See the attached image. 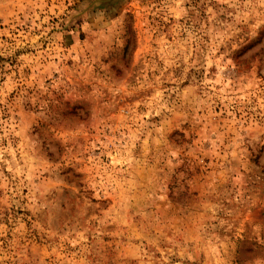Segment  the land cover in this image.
<instances>
[{"label":"rangeland","instance_id":"rangeland-1","mask_svg":"<svg viewBox=\"0 0 264 264\" xmlns=\"http://www.w3.org/2000/svg\"><path fill=\"white\" fill-rule=\"evenodd\" d=\"M0 264H264V0H0Z\"/></svg>","mask_w":264,"mask_h":264}]
</instances>
